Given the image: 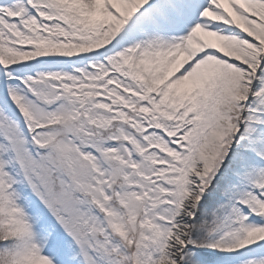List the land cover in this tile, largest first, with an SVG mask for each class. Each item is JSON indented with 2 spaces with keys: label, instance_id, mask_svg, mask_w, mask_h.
Segmentation results:
<instances>
[{
  "label": "snow or ice",
  "instance_id": "snow-or-ice-1",
  "mask_svg": "<svg viewBox=\"0 0 264 264\" xmlns=\"http://www.w3.org/2000/svg\"><path fill=\"white\" fill-rule=\"evenodd\" d=\"M0 264H264V0H0Z\"/></svg>",
  "mask_w": 264,
  "mask_h": 264
}]
</instances>
